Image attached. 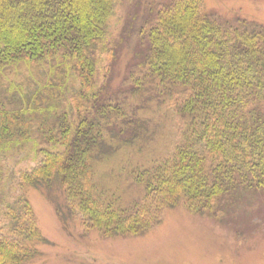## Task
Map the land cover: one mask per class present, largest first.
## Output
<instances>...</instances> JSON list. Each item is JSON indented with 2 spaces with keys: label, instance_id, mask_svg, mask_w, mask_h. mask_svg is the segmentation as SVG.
I'll return each instance as SVG.
<instances>
[{
  "label": "trees",
  "instance_id": "trees-1",
  "mask_svg": "<svg viewBox=\"0 0 264 264\" xmlns=\"http://www.w3.org/2000/svg\"><path fill=\"white\" fill-rule=\"evenodd\" d=\"M153 7L130 30L145 50L110 93L114 0H0V169L39 158L18 187L64 229L139 237L180 203L217 219L264 190V23L224 21L202 0ZM4 207L0 264H31L48 242L22 195Z\"/></svg>",
  "mask_w": 264,
  "mask_h": 264
},
{
  "label": "rangeland",
  "instance_id": "rangeland-1",
  "mask_svg": "<svg viewBox=\"0 0 264 264\" xmlns=\"http://www.w3.org/2000/svg\"><path fill=\"white\" fill-rule=\"evenodd\" d=\"M167 2L114 0L105 37L106 46L115 45L116 49L109 76L110 93L122 88L145 50L136 37L130 36L131 27L151 18L155 3ZM202 4L224 21L243 18L264 23V0H202ZM99 59L100 72L105 56ZM22 72L13 69V75ZM38 162L33 154L18 153L3 159L0 169L4 179L0 232L6 233L4 205L22 195L31 207L39 233L48 242L36 246L41 257L31 264H264V190H248L231 200L217 219L192 214L180 203L166 209L161 224L144 236L102 239L96 231L85 232L77 220L64 229L53 206L39 191L18 187L20 175Z\"/></svg>",
  "mask_w": 264,
  "mask_h": 264
}]
</instances>
